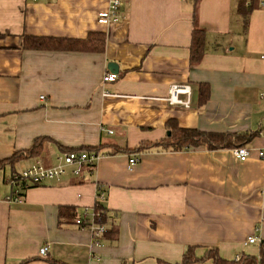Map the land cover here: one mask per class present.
Masks as SVG:
<instances>
[{
  "label": "crops",
  "instance_id": "crops-1",
  "mask_svg": "<svg viewBox=\"0 0 264 264\" xmlns=\"http://www.w3.org/2000/svg\"><path fill=\"white\" fill-rule=\"evenodd\" d=\"M259 1L246 31L235 0H121L120 19L98 23L108 0H0V161L42 138L37 157L0 166V264H177L187 247L216 248L264 258V8ZM195 15V18H194ZM205 32L206 52L190 63L191 31ZM105 34L103 52L22 48L24 35L84 38ZM115 65L109 69V64ZM106 72L117 74L103 83ZM209 85L199 101L198 84ZM172 84L190 86L188 107L170 104ZM107 91L109 94L103 95ZM181 98H185L181 96ZM207 132L258 131L239 161L234 148H153L138 154L102 152L78 175L31 186L8 202L6 178L35 162L58 163L64 149L113 144L133 149L166 137L165 123ZM107 130H112L108 133ZM98 189L107 232L91 234L58 223L72 206L94 218ZM255 236L258 242L248 243ZM48 245L46 255L39 249ZM193 264H210V261Z\"/></svg>",
  "mask_w": 264,
  "mask_h": 264
},
{
  "label": "trees",
  "instance_id": "trees-1",
  "mask_svg": "<svg viewBox=\"0 0 264 264\" xmlns=\"http://www.w3.org/2000/svg\"><path fill=\"white\" fill-rule=\"evenodd\" d=\"M261 1V0H260ZM259 1V3H260ZM258 0H235L234 10L239 16L242 30L245 32L249 22V16L252 10L256 7ZM195 18V15H194ZM105 34L101 31H92L84 38H70V37H54V36H35L24 35L22 37V48L28 50H42V51H76V52H103L105 46ZM206 52L205 32L203 29L196 26L191 31L190 42V63L197 64L202 59ZM199 101L206 102L209 96V85L207 83L198 84ZM167 135L164 139L159 141L141 142L133 149L121 148L113 144H100L94 147L86 148H69L64 149V152L72 150H85L93 152H101L103 155L123 153H134L136 156L144 151H149L153 148L172 151H187L191 148L204 147L206 149L216 148H235L239 146L248 145L253 138L258 135V131H242V132H207L196 128L182 127L174 119H170L165 123ZM42 138H36L33 144L22 151H15L10 157L0 161V166L9 165L11 168L13 164L25 157H37L42 149ZM103 148H108V153L102 152ZM138 157V156H137ZM139 158V157H138ZM93 167V165H92ZM37 185V184H36ZM31 185V186H36ZM21 189L22 183L17 185ZM30 186V187H31ZM103 191L98 189V191ZM20 194L23 192L20 191ZM97 192V197H98ZM94 221L103 223L107 219L106 208L97 199L93 207ZM58 223L74 221L77 213L72 206L62 205L58 208ZM117 233V226L113 225L110 232H106L104 236L109 239H115ZM264 241L261 242L263 249ZM263 251V250H262ZM51 264H67L61 260L49 259ZM210 261V264H264V258L258 260L255 256L249 254H242L240 259H225L221 257L216 248H208L202 256L196 255V247L191 245L187 247L182 255V259L177 264H193L196 262ZM27 262L23 260L18 264Z\"/></svg>",
  "mask_w": 264,
  "mask_h": 264
},
{
  "label": "built area",
  "instance_id": "built-area-1",
  "mask_svg": "<svg viewBox=\"0 0 264 264\" xmlns=\"http://www.w3.org/2000/svg\"><path fill=\"white\" fill-rule=\"evenodd\" d=\"M183 1V0H181ZM121 0H108V7L106 10L98 13V23L107 24L110 22H116L120 19V9ZM260 7L264 8V0L259 3ZM117 74L112 72H106L103 74V83H109L115 81ZM109 94L107 91L103 92V95ZM191 90L190 86L187 84H172L168 88V95L166 100L170 104L181 105L188 107L190 104ZM184 96L185 98H181ZM261 97L264 96V92L260 94ZM108 133H112V130H107ZM234 156L239 161H245L250 156V150L245 146L235 147L233 149ZM103 154L99 151L89 152L85 150H72L61 154L58 157V163L54 166L46 167L39 162H35L28 166L27 168L19 171L12 172L6 178V181L10 184L11 190L10 194L5 197L8 202H18L21 201L20 191L23 192L25 189L29 188L31 185H39L47 181L59 180L69 168L74 175H78L81 169L85 166H90L95 164L96 160ZM258 156L260 158L264 157V152L259 151ZM139 158L136 155H132L128 159L129 167L137 163ZM22 183L23 188L21 189L17 185ZM98 199L101 201L105 198V193L103 191H98ZM74 224L80 229H86L91 234V244L92 246H100L101 241L108 231V228L104 223H97L94 218L89 220L86 218V211L77 214L74 219ZM248 243L258 242V238L255 236H249L247 238ZM48 251V245H44L39 249L41 255H46ZM264 251V245H263ZM241 257L240 254L235 255L234 260L237 261Z\"/></svg>",
  "mask_w": 264,
  "mask_h": 264
},
{
  "label": "water",
  "instance_id": "water-1",
  "mask_svg": "<svg viewBox=\"0 0 264 264\" xmlns=\"http://www.w3.org/2000/svg\"><path fill=\"white\" fill-rule=\"evenodd\" d=\"M108 67H109V69H111V68H114V67H115V65H114V64H112V63H110Z\"/></svg>",
  "mask_w": 264,
  "mask_h": 264
}]
</instances>
